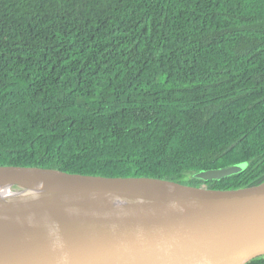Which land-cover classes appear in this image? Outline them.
Wrapping results in <instances>:
<instances>
[{"label":"trees","instance_id":"1","mask_svg":"<svg viewBox=\"0 0 264 264\" xmlns=\"http://www.w3.org/2000/svg\"><path fill=\"white\" fill-rule=\"evenodd\" d=\"M264 181V0H0V165ZM250 264H264V259Z\"/></svg>","mask_w":264,"mask_h":264},{"label":"water","instance_id":"2","mask_svg":"<svg viewBox=\"0 0 264 264\" xmlns=\"http://www.w3.org/2000/svg\"><path fill=\"white\" fill-rule=\"evenodd\" d=\"M115 180L159 181L182 193L127 221L80 210L125 207L128 198L103 188ZM0 186L12 191L31 224L0 228V264H250L264 259V181L210 188L0 165Z\"/></svg>","mask_w":264,"mask_h":264},{"label":"bare ground","instance_id":"3","mask_svg":"<svg viewBox=\"0 0 264 264\" xmlns=\"http://www.w3.org/2000/svg\"><path fill=\"white\" fill-rule=\"evenodd\" d=\"M103 188L114 194L124 195L128 198L129 203L122 205L125 207L121 208L109 209L106 204H103L101 208L82 206L80 210L88 214H95L97 217L109 221L117 222L140 216L156 205L182 193L181 189L173 185L153 180H115L106 182ZM24 211L20 203L13 196L12 191L9 188L0 186V222H2L0 228H4L3 226H5L18 230L21 224L23 227L30 228V220Z\"/></svg>","mask_w":264,"mask_h":264},{"label":"rangeland","instance_id":"4","mask_svg":"<svg viewBox=\"0 0 264 264\" xmlns=\"http://www.w3.org/2000/svg\"><path fill=\"white\" fill-rule=\"evenodd\" d=\"M248 162L239 163L236 165H231L227 167H222L214 170H207L201 172H193L191 175H196V177L203 179V183L200 186H207V181L219 180L224 177L233 176L242 173L249 167Z\"/></svg>","mask_w":264,"mask_h":264}]
</instances>
